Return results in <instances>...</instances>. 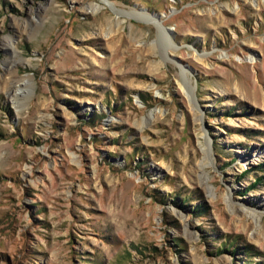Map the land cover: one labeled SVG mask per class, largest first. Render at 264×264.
Masks as SVG:
<instances>
[{
    "label": "rangeland",
    "instance_id": "obj_1",
    "mask_svg": "<svg viewBox=\"0 0 264 264\" xmlns=\"http://www.w3.org/2000/svg\"><path fill=\"white\" fill-rule=\"evenodd\" d=\"M0 264H264V0H0Z\"/></svg>",
    "mask_w": 264,
    "mask_h": 264
},
{
    "label": "bare ground",
    "instance_id": "obj_2",
    "mask_svg": "<svg viewBox=\"0 0 264 264\" xmlns=\"http://www.w3.org/2000/svg\"><path fill=\"white\" fill-rule=\"evenodd\" d=\"M92 9V11L94 10V8H91ZM135 18L136 19H138L139 21H142V22H145V23H153L155 26H157V24H156V18L155 17H153V16H135ZM116 19V18H115ZM103 21H105V22H103V23H106L108 26H113V25H117V24H119L120 22L117 20V23L115 24V23H113L109 18H105ZM160 30V29H159ZM161 31V33H162V36H163V38L165 39V38H167L166 37V32L164 33V29L163 30H160ZM26 83V81H24L23 80V82H21V83H18V85H17V90L15 91V93H14V96H17V95H19L21 92H22V86L21 85H23V84H25ZM152 117V114H149V116H148V119L149 118H151ZM205 164V163H204Z\"/></svg>",
    "mask_w": 264,
    "mask_h": 264
}]
</instances>
